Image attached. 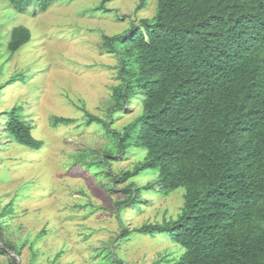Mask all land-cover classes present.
Returning a JSON list of instances; mask_svg holds the SVG:
<instances>
[{"label":"trees","instance_id":"16d2710c","mask_svg":"<svg viewBox=\"0 0 264 264\" xmlns=\"http://www.w3.org/2000/svg\"><path fill=\"white\" fill-rule=\"evenodd\" d=\"M57 1L8 0L34 16ZM31 39L28 27H14L8 51ZM102 48L117 56L120 82L106 119L87 112V124L98 122L111 137L100 164L109 167L138 148L143 159L113 182L159 172L143 187L128 183L118 205L133 206L141 191L185 189L176 219L125 227L121 236L168 232L185 248L175 264H264V0H157L152 18L104 35ZM135 102L141 112L122 130L113 128ZM4 115L7 138L42 148L22 106ZM72 122L53 117L55 126ZM4 244L0 253L15 248Z\"/></svg>","mask_w":264,"mask_h":264},{"label":"rangeland","instance_id":"374dc122","mask_svg":"<svg viewBox=\"0 0 264 264\" xmlns=\"http://www.w3.org/2000/svg\"><path fill=\"white\" fill-rule=\"evenodd\" d=\"M58 0L37 16L21 14L0 0V264H175L185 248L168 232L149 235L122 229L176 219L185 189L141 191L132 205L128 183L143 187L159 179L145 171L120 183L112 178L132 170L145 152L131 148L110 166L100 164L112 144L87 112L107 118L113 87L119 84L118 58L102 48L133 22L155 15L157 0ZM30 29L32 39L15 54L7 48L11 30ZM20 75V76H19ZM22 106L33 135L44 142L29 149L6 137L4 112ZM142 110L131 105L113 124L122 126ZM74 119L53 124V117ZM111 171V175L106 173Z\"/></svg>","mask_w":264,"mask_h":264}]
</instances>
